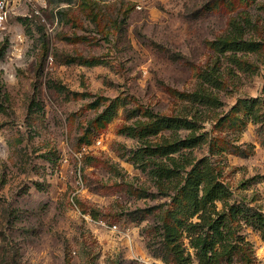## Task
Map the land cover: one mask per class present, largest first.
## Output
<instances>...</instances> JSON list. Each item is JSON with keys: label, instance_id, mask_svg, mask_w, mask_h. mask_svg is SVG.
<instances>
[{"label": "rangeland", "instance_id": "rangeland-1", "mask_svg": "<svg viewBox=\"0 0 264 264\" xmlns=\"http://www.w3.org/2000/svg\"><path fill=\"white\" fill-rule=\"evenodd\" d=\"M235 21L256 50L214 48ZM202 89L215 98L192 96ZM109 101L111 119L96 121ZM145 110L193 121L200 141L183 151L212 162L228 190L216 200L223 230L247 242L248 264H264V0L11 1L0 22V264H173L156 230L172 190L133 162L140 142L120 130Z\"/></svg>", "mask_w": 264, "mask_h": 264}, {"label": "trees", "instance_id": "trees-1", "mask_svg": "<svg viewBox=\"0 0 264 264\" xmlns=\"http://www.w3.org/2000/svg\"><path fill=\"white\" fill-rule=\"evenodd\" d=\"M234 23L230 31L232 34L215 39L214 48L220 52L256 50L259 42L242 38L243 26L236 21ZM81 62L93 64L96 59L85 58ZM202 77L204 81H212V70L202 72ZM192 96L205 102L215 98L205 89L195 92L194 95L192 93ZM239 101L244 103L243 100ZM113 112L114 103L109 101L95 120L109 121ZM180 128L192 130L183 137H164L159 143L149 140L151 135L162 129L177 131ZM193 128V121L187 118L161 115L151 110H145L143 118H136L131 124L120 128L122 132L136 137L140 142L131 154L133 162L142 169L149 167L161 192L168 193L172 190V193H168L171 196L169 205L159 214L160 223L156 229L161 235L163 257L173 264H220L222 259L232 262L236 252H239L242 258H247L248 264L250 259L245 247L247 242L231 241L229 230H223L226 216L217 212L216 200L225 198L228 190L217 178L215 167L207 157H191L183 151L200 141L199 134H195ZM175 153L178 154L173 155ZM152 208L146 207L142 211L148 212ZM184 232L188 233L189 245L194 250L197 263L192 261L191 253L183 242Z\"/></svg>", "mask_w": 264, "mask_h": 264}, {"label": "built area", "instance_id": "built-area-1", "mask_svg": "<svg viewBox=\"0 0 264 264\" xmlns=\"http://www.w3.org/2000/svg\"><path fill=\"white\" fill-rule=\"evenodd\" d=\"M13 0H0V22L4 21L6 17L7 8ZM82 150H86V146H82ZM81 154V151L79 152ZM112 228H116L115 224H111Z\"/></svg>", "mask_w": 264, "mask_h": 264}]
</instances>
